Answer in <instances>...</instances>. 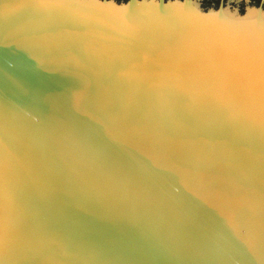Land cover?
Masks as SVG:
<instances>
[{
    "label": "water",
    "instance_id": "obj_1",
    "mask_svg": "<svg viewBox=\"0 0 264 264\" xmlns=\"http://www.w3.org/2000/svg\"><path fill=\"white\" fill-rule=\"evenodd\" d=\"M0 264H264V11L0 0Z\"/></svg>",
    "mask_w": 264,
    "mask_h": 264
},
{
    "label": "rangeland",
    "instance_id": "obj_2",
    "mask_svg": "<svg viewBox=\"0 0 264 264\" xmlns=\"http://www.w3.org/2000/svg\"><path fill=\"white\" fill-rule=\"evenodd\" d=\"M111 1H113L115 4H125L127 2V0H111ZM178 1H184V0H178ZM188 1L196 2L199 5L200 9L204 11L209 9L217 10L220 6H223L224 8H229L230 10H246L248 7H250V8H260L264 11V0H188Z\"/></svg>",
    "mask_w": 264,
    "mask_h": 264
},
{
    "label": "bare ground",
    "instance_id": "obj_3",
    "mask_svg": "<svg viewBox=\"0 0 264 264\" xmlns=\"http://www.w3.org/2000/svg\"><path fill=\"white\" fill-rule=\"evenodd\" d=\"M192 6H195L194 4H191ZM249 8V7H248Z\"/></svg>",
    "mask_w": 264,
    "mask_h": 264
},
{
    "label": "flooded vegetation",
    "instance_id": "obj_4",
    "mask_svg": "<svg viewBox=\"0 0 264 264\" xmlns=\"http://www.w3.org/2000/svg\"><path fill=\"white\" fill-rule=\"evenodd\" d=\"M128 1V0H127Z\"/></svg>",
    "mask_w": 264,
    "mask_h": 264
}]
</instances>
